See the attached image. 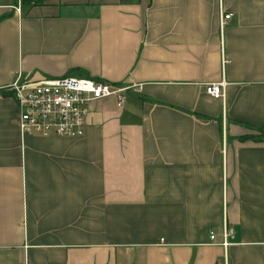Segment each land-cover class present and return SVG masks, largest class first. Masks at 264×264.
Segmentation results:
<instances>
[{
  "label": "crops",
  "instance_id": "crops-1",
  "mask_svg": "<svg viewBox=\"0 0 264 264\" xmlns=\"http://www.w3.org/2000/svg\"><path fill=\"white\" fill-rule=\"evenodd\" d=\"M67 76L142 94L23 134L6 87ZM262 131L264 0H0V264H264Z\"/></svg>",
  "mask_w": 264,
  "mask_h": 264
},
{
  "label": "built area",
  "instance_id": "built-area-1",
  "mask_svg": "<svg viewBox=\"0 0 264 264\" xmlns=\"http://www.w3.org/2000/svg\"><path fill=\"white\" fill-rule=\"evenodd\" d=\"M224 6L220 7L223 27L231 18ZM225 80L208 83L207 94L225 99ZM11 92L20 111L19 125L23 134L42 137H82L86 132L87 117L92 105L105 98H114L121 105L131 96L142 94L141 83H113L90 77H44L24 80L17 77L6 87ZM223 244L234 237L231 229L222 233ZM211 240L217 234L211 232ZM228 264L227 260L223 263Z\"/></svg>",
  "mask_w": 264,
  "mask_h": 264
},
{
  "label": "trees",
  "instance_id": "trees-1",
  "mask_svg": "<svg viewBox=\"0 0 264 264\" xmlns=\"http://www.w3.org/2000/svg\"><path fill=\"white\" fill-rule=\"evenodd\" d=\"M206 90V89H205ZM217 99V98H216ZM222 100V99H221ZM262 133L264 134V131H262Z\"/></svg>",
  "mask_w": 264,
  "mask_h": 264
},
{
  "label": "rangeland",
  "instance_id": "rangeland-1",
  "mask_svg": "<svg viewBox=\"0 0 264 264\" xmlns=\"http://www.w3.org/2000/svg\"><path fill=\"white\" fill-rule=\"evenodd\" d=\"M78 77H84V76H78Z\"/></svg>",
  "mask_w": 264,
  "mask_h": 264
}]
</instances>
